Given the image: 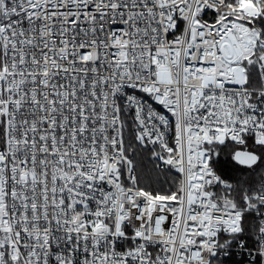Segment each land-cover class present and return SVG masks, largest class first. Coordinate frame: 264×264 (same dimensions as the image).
I'll use <instances>...</instances> for the list:
<instances>
[{"label": "snow or ice", "instance_id": "1", "mask_svg": "<svg viewBox=\"0 0 264 264\" xmlns=\"http://www.w3.org/2000/svg\"><path fill=\"white\" fill-rule=\"evenodd\" d=\"M0 264H264V0H0Z\"/></svg>", "mask_w": 264, "mask_h": 264}]
</instances>
